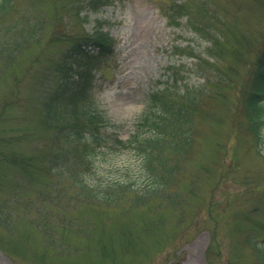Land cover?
<instances>
[{
    "label": "rangeland",
    "instance_id": "1",
    "mask_svg": "<svg viewBox=\"0 0 264 264\" xmlns=\"http://www.w3.org/2000/svg\"><path fill=\"white\" fill-rule=\"evenodd\" d=\"M172 1L114 2L83 20L86 32L102 27L115 40L114 54L95 71L88 93L120 126L123 140L137 130L149 93L166 86L203 93L191 128L193 145L172 156L173 174L144 170L133 151L100 155L87 176L93 193L109 190L116 200L121 190H130L109 204L83 201L73 177L63 174L66 158L61 173L49 171L61 147L48 124L47 103L71 119V106L56 95L77 74L70 57L65 63L73 66L60 72L72 43L43 41L16 49L27 32H8L0 24V35L15 48L0 63V264H264V255L258 258L264 250V142L257 146L242 109L252 63L264 48V0H189L187 14L174 18L166 14ZM16 9L4 25L22 24ZM37 11L47 36L61 23L58 28L80 37L71 15L54 14L51 0ZM204 13L227 20L214 54L208 52L212 42L192 28L206 19H196ZM40 36L36 31L32 38ZM156 151L169 153L166 147ZM153 185L163 188L134 203V195ZM121 235L131 241L125 254ZM101 243L113 246L103 260Z\"/></svg>",
    "mask_w": 264,
    "mask_h": 264
},
{
    "label": "trees",
    "instance_id": "2",
    "mask_svg": "<svg viewBox=\"0 0 264 264\" xmlns=\"http://www.w3.org/2000/svg\"><path fill=\"white\" fill-rule=\"evenodd\" d=\"M25 1L28 2L29 0ZM122 1L126 0H51L54 14L57 13V10L59 12L66 11L74 19L75 23H73V26L80 27L77 35L80 37L74 39V35H70L67 31L58 28V25L61 24L58 22H61V19H57L58 25L54 23L47 36V32H45L47 28L40 24L42 17L39 16L37 11L43 0H30V5L25 7L21 4L22 0H0L1 28L11 32L16 27L20 33L27 32L25 39L17 42L16 49L20 46L23 48V46L30 43L40 44L43 41L50 43L60 42L61 40L72 43L62 61L60 72H67L73 66L69 63V66H67V63H65L67 62L66 58L70 57L72 61L77 63V74L71 75L72 82L70 84L67 83L66 87L56 95V98L64 105L71 106V119L61 111H54L51 108L52 104L47 103V108L50 107L48 112L50 120L47 118L48 124L56 131L55 136L61 147L59 149L60 154L58 153L52 160L55 164L53 166L52 164L49 165V171L55 175L61 173L62 168L58 167L63 164L61 162L66 158L68 165L63 164L65 171L63 174L73 177L72 187L82 190L83 201H89L93 198L107 204L112 201L119 202L125 196L124 194L130 191L124 188L121 190L122 193H120L123 196L116 198V200L112 196L113 193H109V190L93 193L95 186L89 184L87 176L92 168L97 165L100 155L104 154V152L105 155H113L123 150L133 151L139 155L144 170H148L155 175L154 171L157 168V174L160 170L173 174L176 171V165L171 162L173 160L172 156L187 153L193 145V133L195 130L191 128L194 117L197 116V101L199 99L202 100L203 97L202 92H196L189 87L181 88V91L180 88H175L174 86H166L162 90H155L147 96L144 112L141 113L137 120V130L130 135L129 139L123 140L120 137L118 132L120 126L97 107L94 99L92 98V100L88 93L93 88L92 79L94 80L95 71H99L101 65L109 60V56L114 54L115 40L108 32L103 31L102 27H95L91 32H86L82 24L84 19H88L90 13L97 12L106 5ZM189 5V0H173L169 4V10L166 14H173V18L175 17L174 14L184 16L187 14ZM16 6L15 13H18L19 16H24L22 24L18 25L12 22L9 25H4L3 19L8 16L11 17V13ZM24 8L28 9V11H25ZM200 16H205L206 19H200L192 28L199 34H205L209 43L212 42L208 47V52L210 54L217 53L222 39L220 40L216 35L223 33L227 20L219 15H213L214 20H212L207 18L206 13L197 16L196 19ZM174 22L176 23V21ZM210 24L213 25L215 30L210 27ZM35 29L39 34L42 33L39 40L38 38H32L33 34H36ZM1 32L2 29H0V34ZM6 45H10V47L5 48ZM15 48L14 42L0 35L1 64L8 62L12 58ZM233 54L239 58L242 56V52L236 50L233 51ZM204 62H207L206 59H204ZM252 64L254 71L249 79L248 91L243 94L242 109L245 111L250 132L253 134L257 144H260L264 137V48L258 51V57ZM168 71H170V68H168ZM192 91L196 93L192 95ZM215 94H220V92ZM56 109L59 110L58 107ZM163 147L168 149V155L156 151ZM21 160L25 162L24 159ZM22 161L15 162L21 166L24 164ZM155 177L157 178V176ZM159 179L162 178L159 177ZM34 181L35 179L31 183H35ZM118 185L122 189L123 183L118 181ZM155 186L153 185L150 189L134 195V203L139 204L138 197L146 196L147 200L153 193L152 190L161 191V188H163L162 185ZM146 200H142V202ZM119 244V249L123 252L126 244L129 247L131 246V241L128 242L121 235ZM99 246L100 258L103 260L109 255L113 246L111 245L108 248L106 243H101ZM123 253L125 254V252ZM262 254L264 255V252L260 250L259 259L262 258ZM209 264L211 263L209 262Z\"/></svg>",
    "mask_w": 264,
    "mask_h": 264
}]
</instances>
